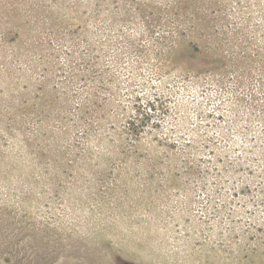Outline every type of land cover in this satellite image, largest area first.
I'll list each match as a JSON object with an SVG mask.
<instances>
[{
  "label": "rangeland",
  "instance_id": "obj_1",
  "mask_svg": "<svg viewBox=\"0 0 264 264\" xmlns=\"http://www.w3.org/2000/svg\"><path fill=\"white\" fill-rule=\"evenodd\" d=\"M263 183L264 0H0V264H264Z\"/></svg>",
  "mask_w": 264,
  "mask_h": 264
},
{
  "label": "trees",
  "instance_id": "obj_2",
  "mask_svg": "<svg viewBox=\"0 0 264 264\" xmlns=\"http://www.w3.org/2000/svg\"><path fill=\"white\" fill-rule=\"evenodd\" d=\"M196 34V32L194 33H192V35L194 36ZM199 36V35H198ZM200 37V36H199ZM253 177H254V175H252ZM262 188H264V183H263V186H262Z\"/></svg>",
  "mask_w": 264,
  "mask_h": 264
}]
</instances>
